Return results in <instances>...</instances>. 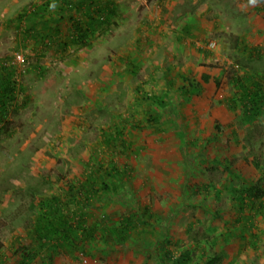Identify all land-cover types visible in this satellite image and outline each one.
Masks as SVG:
<instances>
[{"label": "rangeland", "instance_id": "374dc122", "mask_svg": "<svg viewBox=\"0 0 264 264\" xmlns=\"http://www.w3.org/2000/svg\"><path fill=\"white\" fill-rule=\"evenodd\" d=\"M193 2L0 0V264H264V0Z\"/></svg>", "mask_w": 264, "mask_h": 264}, {"label": "trees", "instance_id": "16d2710c", "mask_svg": "<svg viewBox=\"0 0 264 264\" xmlns=\"http://www.w3.org/2000/svg\"><path fill=\"white\" fill-rule=\"evenodd\" d=\"M1 72L2 75L0 76V122L1 119L7 117V115L10 114L11 112L17 111V109L23 105L22 103L26 101L24 94L21 91L17 90V84H18L17 67L11 62H8L1 66ZM199 87L200 84L190 82L189 84H187V87H182V88L184 89L185 92H187L188 88L191 90H196V89L199 90ZM248 109L251 112V108L249 107ZM252 109L255 110V108ZM93 193L90 192L89 194H86L84 200L83 199L78 200L79 202H77V204L80 205V208L87 207L89 200H91V198L93 197ZM245 194L247 199H253L256 201L262 199L264 197V178L260 179L257 182V184L254 185L252 188L246 190ZM77 195L79 199L80 192H78ZM64 208L66 209V211H64L63 213L61 210H63ZM46 211L54 214L55 216L50 221L46 219L44 220L43 218L46 217L44 215V217L41 218L37 223V225L35 226V230H36L35 237L37 238V242H39L38 244H41V247L37 249L35 253H33V256H35V254L38 253V250L46 249L48 247L47 244H48V239L50 237H60V244L62 243L63 245L68 241L69 237L64 231V227H65L64 223L60 221V214L61 216L64 215V219L66 221H69L71 219L72 221L74 220L75 223L77 224V221L79 220V212L77 213V210L74 209V206H66V205L64 206L58 203L57 199H54L52 201V204L49 205V208ZM73 228L74 226H71V229ZM78 228L81 231L79 236H77L78 240L92 237L93 235L92 230L94 229L86 228L85 224H83L82 222L78 225ZM65 230H67L66 232L69 233L68 235H72L71 233L72 230H70L69 228ZM105 230L106 229L104 228V231ZM30 254L32 255L31 252ZM185 257H186L185 255H180L178 258H173L171 253L169 252L164 253L165 261H171L172 264L186 263L188 259Z\"/></svg>", "mask_w": 264, "mask_h": 264}, {"label": "crops", "instance_id": "0c3cea01", "mask_svg": "<svg viewBox=\"0 0 264 264\" xmlns=\"http://www.w3.org/2000/svg\"><path fill=\"white\" fill-rule=\"evenodd\" d=\"M184 1H191V2L194 1L193 3H196V2H197V0H193V1H192V0H184ZM197 32H198L197 30H196V31H193V37L195 36V38H197V37H196V36H198V35H197Z\"/></svg>", "mask_w": 264, "mask_h": 264}, {"label": "built area", "instance_id": "2783aa9c", "mask_svg": "<svg viewBox=\"0 0 264 264\" xmlns=\"http://www.w3.org/2000/svg\"><path fill=\"white\" fill-rule=\"evenodd\" d=\"M80 264H87V260L83 259Z\"/></svg>", "mask_w": 264, "mask_h": 264}]
</instances>
